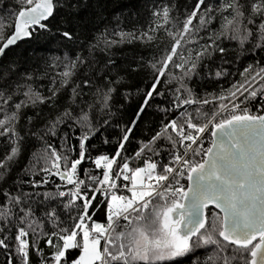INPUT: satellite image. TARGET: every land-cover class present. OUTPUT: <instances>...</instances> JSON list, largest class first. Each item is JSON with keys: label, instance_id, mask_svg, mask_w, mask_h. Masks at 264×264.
<instances>
[{"label": "snow or ice", "instance_id": "6c2138e0", "mask_svg": "<svg viewBox=\"0 0 264 264\" xmlns=\"http://www.w3.org/2000/svg\"><path fill=\"white\" fill-rule=\"evenodd\" d=\"M87 7L15 0L0 17V57L23 40L54 43L48 51L60 53L38 57L33 48L27 60L0 64V264H30V253L39 264H178L197 250L206 255L192 264H264V0H195L190 10L164 4L151 11L147 30L130 31L110 27L102 9L81 16ZM159 30L170 50L116 67L113 47L155 45ZM229 52L253 58L240 80L197 94L193 81L227 76ZM36 59L52 73L48 96L34 87ZM145 66L154 79L138 90L135 117L118 126L114 151H102L116 86ZM164 76L165 86L175 84L167 93L157 91ZM156 97L165 98L155 108L158 128L125 155ZM257 99L256 111L245 106ZM42 106L51 110L43 118ZM30 141L42 148L27 152ZM101 210L105 222L95 219Z\"/></svg>", "mask_w": 264, "mask_h": 264}, {"label": "trees", "instance_id": "16d2710c", "mask_svg": "<svg viewBox=\"0 0 264 264\" xmlns=\"http://www.w3.org/2000/svg\"><path fill=\"white\" fill-rule=\"evenodd\" d=\"M82 3H87L89 7L83 9L81 16H85L91 13L92 17L95 18L97 11L101 10L100 15L106 17L105 23H108L110 27H115L117 24L120 25L125 31H130L133 27L138 29L147 30L150 23H154V18L151 16V11L154 8L163 7L164 4L177 3L181 9L195 6V0H81ZM15 5V0H0V17L5 15V10L11 8ZM175 16V12L172 13ZM101 29L103 28V23L100 25ZM10 34L7 32L6 35ZM171 41L166 36V34L159 30L156 33V44H144L142 45L139 41H135L131 44L124 43L118 46H115L111 49V55L114 60V63L117 68H122L127 65L130 61H134L139 57H143L145 60L151 59L153 56H159L162 50L168 48L170 50ZM225 48H235V44L225 43L223 45ZM35 48L36 55L38 57H43L45 55H59L60 53L49 52L48 50L55 49L54 43L49 44H37L34 41L23 40L17 43L16 46L10 47L6 54L3 57H0V64H4L14 55H22L26 60L29 58V54ZM232 58V63L226 65L228 69L227 76L213 79V80H203V81H193L195 85V90L197 94H200L201 91L206 92H215L219 93L221 89H227L229 85L234 80H240V71L248 64L253 58L248 55L241 56L239 60L236 59V52H229L228 54ZM99 57L103 59V54H99ZM219 58L217 57V62ZM39 66V68H38ZM215 67V63H213ZM32 68L36 70L35 74L39 78L34 81V87L37 90H40L42 95L48 96L50 93L48 91V85L51 83V70L43 68V60L36 59L32 61ZM169 71L172 69L169 68ZM48 72V76L45 77L42 75V72ZM120 74V73H118ZM114 78V77H113ZM154 79L153 72L147 66L143 67L139 72L129 75L123 81L121 85L116 86V91L112 95L111 99V108L109 111L112 113L111 126L107 130V137L109 144L103 148L102 151L112 152L114 151V145L112 144L113 137L119 138L121 135L120 129L118 126L126 125L131 123V119L135 117L136 110L139 107V103L142 101L141 92L146 90L150 86V80ZM167 79L166 76L162 77V80L157 88V91L163 90L165 93L168 91V87H175V84L165 86L163 80ZM75 82V81H73ZM85 91H89L86 89ZM129 94L128 99H125V94ZM67 98V94H62L59 100V103L63 105L64 101ZM95 97L91 98L85 97V100L89 102L95 101ZM164 97H156L152 99L151 103L147 106L146 110L142 113L138 119L133 132L130 136V139L126 142L125 155H130L138 147V141L147 139L153 131L158 128L159 121L161 116L155 112L157 105L164 103ZM95 107H99L98 104ZM209 111L210 109H205ZM51 110L46 106L40 108L41 117H45ZM29 114H32L29 112ZM43 120H38L34 124L35 127H39L40 123ZM23 123V122H21ZM99 139V137H97ZM3 140L0 138V155L6 151L4 148ZM92 144L97 143V140H92ZM56 146H59V141H56ZM42 148V144L36 143L35 141H30L27 145V152L34 150H39ZM26 160V156L24 158ZM142 163V161H141ZM23 164L20 165L22 167ZM89 165L85 164L83 167H88ZM18 169H14L13 178L15 177V172ZM39 178V177H37ZM58 182V181H54ZM51 187V185L49 186ZM97 203H101V200L98 199ZM216 211L214 208L210 207L206 209V215L211 217L212 212ZM95 219L100 222L104 221L103 211H98L95 213ZM122 223V222H121ZM123 224V223H122ZM41 247H45L42 243ZM47 249H45V255H47ZM77 254L74 252L68 253V258L71 259ZM206 253L203 250H197L193 254L187 256L186 258H180L178 264H192L193 260L197 257L203 259ZM4 260V254L0 251V261ZM30 264H39V258L35 253H30Z\"/></svg>", "mask_w": 264, "mask_h": 264}, {"label": "built area", "instance_id": "2783aa9c", "mask_svg": "<svg viewBox=\"0 0 264 264\" xmlns=\"http://www.w3.org/2000/svg\"><path fill=\"white\" fill-rule=\"evenodd\" d=\"M260 101L257 99L253 103L246 104L245 106L249 107L252 111H256L254 104L259 103ZM204 147H207V143H205ZM183 183H186V181H182ZM123 223V221H121Z\"/></svg>", "mask_w": 264, "mask_h": 264}, {"label": "water", "instance_id": "95a60500", "mask_svg": "<svg viewBox=\"0 0 264 264\" xmlns=\"http://www.w3.org/2000/svg\"><path fill=\"white\" fill-rule=\"evenodd\" d=\"M20 42V41H19ZM10 48V47H9ZM210 207H212V206H209L208 208H210ZM205 214H206V210H205Z\"/></svg>", "mask_w": 264, "mask_h": 264}]
</instances>
